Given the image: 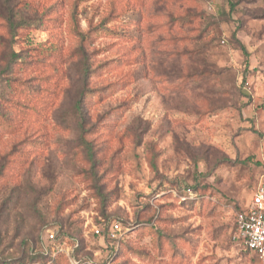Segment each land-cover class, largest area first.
Returning <instances> with one entry per match:
<instances>
[{"label": "rangeland", "instance_id": "374dc122", "mask_svg": "<svg viewBox=\"0 0 264 264\" xmlns=\"http://www.w3.org/2000/svg\"><path fill=\"white\" fill-rule=\"evenodd\" d=\"M15 4L0 264H257L234 215L264 185V0Z\"/></svg>", "mask_w": 264, "mask_h": 264}, {"label": "built area", "instance_id": "2783aa9c", "mask_svg": "<svg viewBox=\"0 0 264 264\" xmlns=\"http://www.w3.org/2000/svg\"><path fill=\"white\" fill-rule=\"evenodd\" d=\"M234 226L243 246L255 257L257 264H264V185L258 184L252 192L249 205L235 213ZM119 230L117 223L111 232ZM99 235L98 231H95ZM54 240V236H49Z\"/></svg>", "mask_w": 264, "mask_h": 264}, {"label": "trees", "instance_id": "16d2710c", "mask_svg": "<svg viewBox=\"0 0 264 264\" xmlns=\"http://www.w3.org/2000/svg\"><path fill=\"white\" fill-rule=\"evenodd\" d=\"M16 0H0V15L1 18L6 22L7 24V28L9 31L10 35H14L17 30L19 29H24L26 28L28 25H30V21L24 19L22 17V15L19 12V7L18 4H15ZM15 55V54H14ZM16 58V56H14ZM245 81V78L241 77V86L243 85ZM77 109L80 110V103L77 104ZM2 115L0 114V117ZM81 131L83 132V128L80 125ZM82 146L85 147V149L88 152V161L94 165V161H93V155H92V151L91 148L89 147V143L86 142L84 139L81 140ZM5 157H0V177L2 176L3 170H4V166L3 163L5 161L4 159ZM55 240L57 239L54 238Z\"/></svg>", "mask_w": 264, "mask_h": 264}]
</instances>
